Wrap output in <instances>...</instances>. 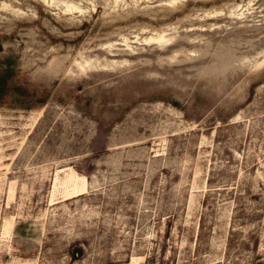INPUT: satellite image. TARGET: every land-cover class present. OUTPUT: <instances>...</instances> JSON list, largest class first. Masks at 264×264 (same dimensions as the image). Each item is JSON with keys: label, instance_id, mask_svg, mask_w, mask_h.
<instances>
[{"label": "rangeland", "instance_id": "1", "mask_svg": "<svg viewBox=\"0 0 264 264\" xmlns=\"http://www.w3.org/2000/svg\"><path fill=\"white\" fill-rule=\"evenodd\" d=\"M0 264H264V0H0Z\"/></svg>", "mask_w": 264, "mask_h": 264}, {"label": "trees", "instance_id": "2", "mask_svg": "<svg viewBox=\"0 0 264 264\" xmlns=\"http://www.w3.org/2000/svg\"><path fill=\"white\" fill-rule=\"evenodd\" d=\"M2 50V46H1V43H0V51Z\"/></svg>", "mask_w": 264, "mask_h": 264}]
</instances>
